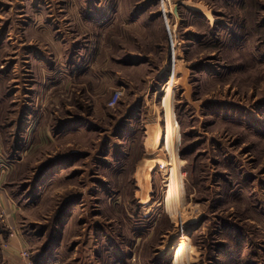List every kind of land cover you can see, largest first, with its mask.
Returning <instances> with one entry per match:
<instances>
[{
	"label": "rangeland",
	"instance_id": "374dc122",
	"mask_svg": "<svg viewBox=\"0 0 264 264\" xmlns=\"http://www.w3.org/2000/svg\"><path fill=\"white\" fill-rule=\"evenodd\" d=\"M10 235L264 264V0H0V264Z\"/></svg>",
	"mask_w": 264,
	"mask_h": 264
},
{
	"label": "crops",
	"instance_id": "0c3cea01",
	"mask_svg": "<svg viewBox=\"0 0 264 264\" xmlns=\"http://www.w3.org/2000/svg\"><path fill=\"white\" fill-rule=\"evenodd\" d=\"M11 238H6L4 240V244L9 245V248L4 249L5 250V256L7 261L9 260L10 264H23V259L21 258V251L25 250V242L22 238L14 237L13 235H10ZM40 264H50V262H41Z\"/></svg>",
	"mask_w": 264,
	"mask_h": 264
},
{
	"label": "built area",
	"instance_id": "2783aa9c",
	"mask_svg": "<svg viewBox=\"0 0 264 264\" xmlns=\"http://www.w3.org/2000/svg\"><path fill=\"white\" fill-rule=\"evenodd\" d=\"M118 93L116 94V96L112 99V102L114 103V100L118 97ZM21 258L23 259V264H31V259L29 258L28 254L26 252H22L21 253Z\"/></svg>",
	"mask_w": 264,
	"mask_h": 264
},
{
	"label": "water",
	"instance_id": "95a60500",
	"mask_svg": "<svg viewBox=\"0 0 264 264\" xmlns=\"http://www.w3.org/2000/svg\"><path fill=\"white\" fill-rule=\"evenodd\" d=\"M185 76H186V75L184 74V77H183L182 81H183V85H184V87H185V88L187 89V91H188V90H189V89H188V86H187V84L184 83V82H185Z\"/></svg>",
	"mask_w": 264,
	"mask_h": 264
}]
</instances>
